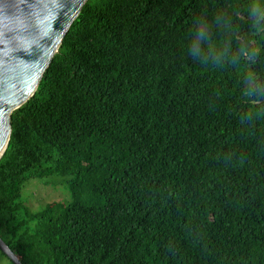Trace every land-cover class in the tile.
I'll use <instances>...</instances> for the list:
<instances>
[{
	"label": "trees",
	"instance_id": "trees-1",
	"mask_svg": "<svg viewBox=\"0 0 264 264\" xmlns=\"http://www.w3.org/2000/svg\"><path fill=\"white\" fill-rule=\"evenodd\" d=\"M11 127L22 264H264V0H88Z\"/></svg>",
	"mask_w": 264,
	"mask_h": 264
},
{
	"label": "water",
	"instance_id": "water-1",
	"mask_svg": "<svg viewBox=\"0 0 264 264\" xmlns=\"http://www.w3.org/2000/svg\"><path fill=\"white\" fill-rule=\"evenodd\" d=\"M88 0H0V159L11 137V115L36 93ZM0 251L20 259L0 238Z\"/></svg>",
	"mask_w": 264,
	"mask_h": 264
},
{
	"label": "rangeland",
	"instance_id": "rangeland-1",
	"mask_svg": "<svg viewBox=\"0 0 264 264\" xmlns=\"http://www.w3.org/2000/svg\"><path fill=\"white\" fill-rule=\"evenodd\" d=\"M58 178H49L45 180H30L23 190V200L33 210H38L40 206H43L49 202H59L61 199H65L68 193L66 180L59 178L60 181H56ZM50 184L49 186H43L42 182ZM31 183V184H29ZM60 186V187H54ZM67 191V193L65 191ZM69 200V196H68ZM0 264H13L7 257H5L0 251Z\"/></svg>",
	"mask_w": 264,
	"mask_h": 264
}]
</instances>
